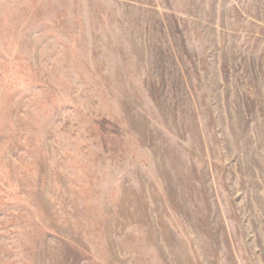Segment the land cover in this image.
<instances>
[{
    "label": "rangeland",
    "instance_id": "obj_1",
    "mask_svg": "<svg viewBox=\"0 0 264 264\" xmlns=\"http://www.w3.org/2000/svg\"><path fill=\"white\" fill-rule=\"evenodd\" d=\"M0 264H264V0H0Z\"/></svg>",
    "mask_w": 264,
    "mask_h": 264
}]
</instances>
